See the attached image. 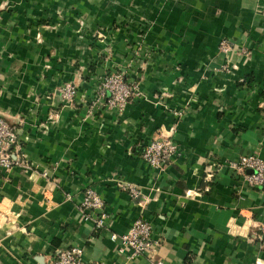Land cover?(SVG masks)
Here are the masks:
<instances>
[{"label": "crops", "instance_id": "0c3cea01", "mask_svg": "<svg viewBox=\"0 0 264 264\" xmlns=\"http://www.w3.org/2000/svg\"><path fill=\"white\" fill-rule=\"evenodd\" d=\"M0 1V115L21 120L23 153L0 168V264H45L67 245L85 264H148L109 238L136 218L153 225L163 264H264V191L230 165L264 158V0ZM141 32L146 53L125 67ZM114 63L136 81L120 112L91 103ZM67 80L70 105L55 95ZM152 138L175 146L161 167L140 156ZM86 186L109 213L101 227L79 209Z\"/></svg>", "mask_w": 264, "mask_h": 264}, {"label": "built area", "instance_id": "2783aa9c", "mask_svg": "<svg viewBox=\"0 0 264 264\" xmlns=\"http://www.w3.org/2000/svg\"><path fill=\"white\" fill-rule=\"evenodd\" d=\"M221 51H228L230 45L226 39L219 43ZM226 63L222 64L224 67ZM114 86L108 88L109 97L105 98L108 105L123 106L129 95V87L121 78L113 80ZM175 150L173 142L167 138H152L143 145L140 156L151 167H161L170 158ZM23 153L20 146V136L15 125L8 123L0 115V168L8 170L15 164L23 162ZM233 170L237 171L248 185L260 186L264 191V158L254 153L239 154L230 162ZM122 189L132 196L138 194V189L127 182L117 181ZM83 218H93L95 227L104 225L109 213L103 208V200L99 193L89 186L84 187L83 194L78 202ZM94 212V213H92ZM91 213L93 215H91ZM109 238L118 242V250L124 247L130 249L131 255L144 254L148 264H163L155 258V250L160 238L153 230V225L143 218H136L122 232L111 231ZM83 249L79 245H67L53 250L45 264H85L82 258ZM253 264H262L260 259H254Z\"/></svg>", "mask_w": 264, "mask_h": 264}, {"label": "rangeland", "instance_id": "374dc122", "mask_svg": "<svg viewBox=\"0 0 264 264\" xmlns=\"http://www.w3.org/2000/svg\"><path fill=\"white\" fill-rule=\"evenodd\" d=\"M8 5V3L6 1H0V6H6ZM2 8V7H1ZM81 23V21H79ZM110 32H112L111 28H104L102 29L101 27L95 29V31L93 32V37L95 39V41L97 43H99L100 45L97 46V48L99 49L98 51H105L106 53H110L112 52V46L110 43ZM38 37V35L36 34V38ZM144 37V32L141 33H137L135 36V40L137 41V43H135L136 45L134 47H132V52H130L128 58L126 59V63L124 64L125 67H130L133 68L137 66V63L140 62L141 58L143 55H145L146 53V47L142 41V38ZM221 39H226L224 37L220 38L218 40V44L217 47L219 48V43L221 41ZM101 49V50H100ZM106 55V54H105ZM103 58H105V56L103 55ZM98 60L97 58H95L94 62L92 63H97ZM229 65H226L224 67H221L222 70H227L230 67H228ZM104 71V69H102ZM124 69L121 67L120 63H114L113 65H111L110 68H108L107 71L104 72H100V75L98 76V81L94 82V88H93V93L91 96V103L93 106L99 105L102 106L104 108H108V109H114L116 112H120L125 103L123 104V106L120 105H113L110 106L107 104L105 98L109 97V90L108 88L111 86H114L113 80L116 78H121L125 83H127L130 91H129V95L126 98V101L130 100V98L133 96L134 92L136 91V81L134 80H127L124 77ZM56 93L55 95L58 97V99L65 103V104H72L74 102V98L76 97V95L78 94L77 88L75 86V84L72 81H62L59 84L57 83L56 86ZM55 114V111H47L46 113V118H53V115ZM4 118V117H3ZM8 123H12L15 125V128L17 130V133L21 134V123H19L21 120L17 119V122H13V121H8L7 119H5Z\"/></svg>", "mask_w": 264, "mask_h": 264}]
</instances>
